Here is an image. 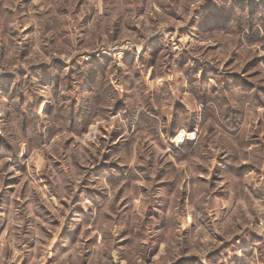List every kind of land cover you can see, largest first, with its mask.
I'll return each mask as SVG.
<instances>
[{"label": "rangeland", "instance_id": "rangeland-1", "mask_svg": "<svg viewBox=\"0 0 264 264\" xmlns=\"http://www.w3.org/2000/svg\"><path fill=\"white\" fill-rule=\"evenodd\" d=\"M0 264H264V0H0Z\"/></svg>", "mask_w": 264, "mask_h": 264}]
</instances>
